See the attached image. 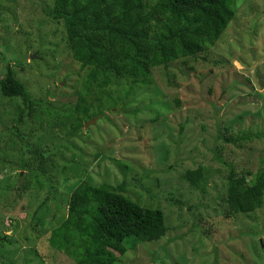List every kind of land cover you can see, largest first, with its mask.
Listing matches in <instances>:
<instances>
[{"label": "rangeland", "instance_id": "rangeland-1", "mask_svg": "<svg viewBox=\"0 0 264 264\" xmlns=\"http://www.w3.org/2000/svg\"><path fill=\"white\" fill-rule=\"evenodd\" d=\"M36 1L51 5V0ZM235 11L207 61L190 63L193 68L174 63L169 77L154 70L151 84L136 87L119 111L115 104L130 84L109 88L107 95L116 102L101 103L103 114L85 124L79 139L60 133L62 158L49 152L45 164L58 196L40 210L38 222L32 214L49 194L43 190L37 195L33 188L20 192L17 175L23 180L26 175L15 170L24 149L13 138L15 153L5 134L14 125L10 111L15 106L0 98V239L6 242L0 244V264H73L64 253L49 249L45 239L57 219L65 218L64 203L75 184L85 182L125 184L133 202L163 213L165 237L133 250L130 246L120 258L126 264H151L156 254L157 264H213L215 256L217 264H264V206L229 218L221 202L227 173L222 162L232 163L238 175L264 170V0H236ZM14 55L25 57L22 68L11 65L34 99L76 101L81 91L75 82L82 72L70 58L61 26L47 20L31 0H0V78L3 58ZM35 118L24 119L18 132L33 131L26 142L40 143L48 156L54 144L39 138ZM102 118L107 121L100 122ZM258 132L263 133L260 139L255 138ZM245 134L237 148L221 140ZM109 135L113 144L106 140ZM199 166L208 171L204 193L181 179L186 170ZM149 171L153 174L146 179ZM169 194L186 207L173 206ZM55 204L58 218L51 220ZM189 206L195 209L189 211Z\"/></svg>", "mask_w": 264, "mask_h": 264}, {"label": "trees", "instance_id": "trees-1", "mask_svg": "<svg viewBox=\"0 0 264 264\" xmlns=\"http://www.w3.org/2000/svg\"><path fill=\"white\" fill-rule=\"evenodd\" d=\"M31 2L42 7L47 20L61 26L70 58L82 72L80 80L75 82L81 91L76 101L52 103L34 99L17 79L11 63L22 68L24 56L3 58L0 98L13 102L15 106L10 111L14 125L5 134L8 141L13 138L18 141L21 152L24 149L19 157L20 168L15 170L26 175L24 180L17 175V180L22 181L19 190L33 188L37 195L46 190L50 196L32 214L37 220L40 210L50 199L55 201L58 196V187L47 173L45 164L49 152L52 157L59 155L62 158L60 133L65 132L70 139H79L84 125L103 114L101 103L116 102L107 95L109 88L130 84L127 89L121 90L122 97L115 104L119 111L136 87L151 84L154 70H161L165 77H169L168 70L174 63L188 65L207 61V53L215 48L236 15V0H51L50 7L36 0ZM43 47L41 44L38 49ZM5 49L9 54V49ZM190 66L193 68L192 64ZM68 78L64 79L65 88ZM47 95L51 96L50 93ZM33 118L38 122V135L42 142L54 144L50 150L47 149L48 156L40 143L31 145L26 142L33 131L29 135L18 132L24 119L31 121ZM99 121L107 120L102 118ZM182 130L181 125L179 133ZM109 136L106 140L113 144L115 138ZM247 136L221 140L237 148ZM262 137V132L255 134V138ZM10 142L17 153L16 145ZM69 145L73 146L72 143ZM218 161L222 162L219 158ZM222 164L227 168L225 195L221 199L227 211L225 216L247 215L261 209L264 206V170L238 175L232 163ZM172 168L169 167V170ZM151 174L153 172L149 171L146 179ZM207 174L208 171L199 166L186 170L181 179L204 193ZM126 188L125 184H75L64 203L67 210L65 218L57 219L56 226H51L48 231L45 239L47 247L64 253L73 264H117L119 260L118 264H126V260L120 258L130 251V246L133 250L138 245L159 242L167 232L163 213L133 202L127 197ZM139 188L148 193L142 186ZM168 198L173 206L186 207L172 194ZM58 205L55 204L57 208L52 211L51 220L58 218ZM193 209L195 207H188L189 211ZM1 240L0 244L6 243ZM153 252L159 255V251ZM156 257L157 254L150 257L151 264H157ZM213 261L217 264V256Z\"/></svg>", "mask_w": 264, "mask_h": 264}, {"label": "clouds", "instance_id": "clouds-1", "mask_svg": "<svg viewBox=\"0 0 264 264\" xmlns=\"http://www.w3.org/2000/svg\"><path fill=\"white\" fill-rule=\"evenodd\" d=\"M87 126H88V125H86V126L84 125L85 128H86Z\"/></svg>", "mask_w": 264, "mask_h": 264}, {"label": "water", "instance_id": "water-1", "mask_svg": "<svg viewBox=\"0 0 264 264\" xmlns=\"http://www.w3.org/2000/svg\"><path fill=\"white\" fill-rule=\"evenodd\" d=\"M35 56V55H34ZM33 58V57H32Z\"/></svg>", "mask_w": 264, "mask_h": 264}]
</instances>
